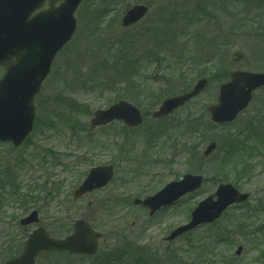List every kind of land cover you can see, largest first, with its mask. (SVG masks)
Listing matches in <instances>:
<instances>
[{
	"label": "rangeland",
	"instance_id": "1",
	"mask_svg": "<svg viewBox=\"0 0 264 264\" xmlns=\"http://www.w3.org/2000/svg\"><path fill=\"white\" fill-rule=\"evenodd\" d=\"M136 3L147 5L149 13L125 28L121 17ZM75 17L76 32L56 55L34 99L33 132L19 147L0 142V261L19 251L35 227L64 236L75 220L85 219L103 234L94 255H41L36 264H139L138 253L150 257L146 264H263L264 87L231 123L213 124L206 107L216 102L229 71H264V0H84ZM3 72L0 67V76ZM74 77L82 78L71 84L69 94L80 100L77 108L50 101L56 87ZM108 77L117 79L113 88ZM202 77L208 82L197 97L168 117L151 118L164 98ZM101 81L104 88L96 89ZM117 97L135 100L144 114L142 124L129 130L121 122L91 128L92 112ZM190 121L200 125L203 137L187 130ZM95 135L108 140L107 146L78 143ZM210 141L217 147L203 161ZM224 155L230 167L222 163ZM110 163L112 181L74 200L73 190L88 169ZM185 172L201 174L203 184L173 206L149 216L133 204ZM220 179L250 198L230 206L213 225L164 241ZM31 194L39 202L23 208L19 202ZM33 209L38 223L21 226L19 220ZM238 246L241 252L235 254ZM166 249L170 254L158 258ZM119 253L126 260L110 261Z\"/></svg>",
	"mask_w": 264,
	"mask_h": 264
},
{
	"label": "water",
	"instance_id": "2",
	"mask_svg": "<svg viewBox=\"0 0 264 264\" xmlns=\"http://www.w3.org/2000/svg\"><path fill=\"white\" fill-rule=\"evenodd\" d=\"M46 0H0V65L5 68L0 77V141L20 145L31 132L35 117L34 96L50 72L58 51L70 40L76 29L74 13L82 0H48L49 6L41 9ZM59 1L58 5H55ZM148 8L135 4L124 13L121 23L127 27L145 16ZM206 79H198L186 92L165 98L151 113L152 118L164 117L198 95L206 86ZM264 85V72L234 70L229 80L219 86L217 102L207 107L211 120L224 123L234 120L251 99L252 92ZM123 121L128 127L142 122L141 111L126 100H118L106 108L96 109L90 119L92 127L112 121ZM215 143L202 152L208 156ZM113 166L99 165L89 169L86 177L73 191V199L91 193L108 184ZM202 176L186 173L181 179L170 181L156 193L133 203L146 207L149 215L161 207L172 205L182 195L198 189ZM248 193L239 192L230 183L218 184L216 190L201 200L192 210L187 223L173 229L165 238L171 241L200 224L216 220L233 203L245 201ZM38 221L36 211L20 220L21 225ZM101 233L94 231L83 219L72 224V232L61 239L52 238L44 228L32 230L24 242L19 256L1 264H34L42 251H67L69 254H93ZM238 247L236 253H239Z\"/></svg>",
	"mask_w": 264,
	"mask_h": 264
},
{
	"label": "trees",
	"instance_id": "3",
	"mask_svg": "<svg viewBox=\"0 0 264 264\" xmlns=\"http://www.w3.org/2000/svg\"><path fill=\"white\" fill-rule=\"evenodd\" d=\"M109 1V0H108ZM101 67V69H103V70H105L107 67H105V66H100ZM192 78H193V76H191ZM190 77V78H191ZM96 78V77H95ZM109 78V77H108ZM191 78V79H192ZM80 79L82 80V78L80 77H74V79H73V81H72V83H70L67 79L65 80L64 79V81H65V83H64V85H63V87H62V85H59L58 86V84L56 85V86H58V87H56V90H55V96L54 97H52V98H50V101H52V102H57V103H60L61 104V107H65V105L67 106V107H69L70 109H75V108H77V106L80 104L79 102H80V100L79 99H76L75 97H72V98H70V96H69V94H70V92H71V90H73L72 88H74L71 84H75V85H77V82L80 84ZM128 79H131V77H128ZM128 79H126V81L128 80ZM107 81H110V83L109 84H113V86H112V88L115 86V84L117 83V79H115V78H109V79H106ZM89 81H91L90 83H92V84H94V80L92 79V78H90L89 79ZM93 81V82H92ZM125 81V82H126ZM104 82L103 81H101L99 84L97 83V85H96V89H99V88H104V86L103 85H101V84H103ZM189 82H187L186 84H183L184 86H186V85H189L188 84ZM132 87H134V86H132ZM188 87H185L184 89L182 88L181 89V91H184V90H186ZM70 90V91H69ZM118 99H121L120 97H117L116 99H113V100H110L109 102H112V101H114V100H118ZM133 101V103L134 104H136V102H135V100H132ZM137 105V104H136ZM138 106V105H137ZM36 123H37V119H36ZM36 123H35V125H36ZM68 124H70L72 127H73V129H74V126H75V121L74 120H70V121H68ZM200 125H198V124H192V121H190L189 123H188V125L186 126V128H187V130H192L191 131V133L192 134H194V135H198V137L199 136H201V137H203V133H202V131L200 130V127H199ZM123 127V129H125V130H129L127 127H125V126H122ZM104 128V127H103ZM187 133V132H186ZM103 138H99L98 137V135H95L94 137H91V136H87V138L85 137V140H83L82 141V143L81 142H78L79 144H83L84 142H89V143H94V146H95V148H101V147H104L105 145L107 146V141H105V140H102ZM79 144L77 145V147L78 148H82V147H80L79 146ZM106 148V147H105ZM222 163L223 164H225V165H227V167H230L229 165H231V164H233V163H231V161H230V157L229 156H225L224 155V159H223V161H222ZM226 170V169H225ZM9 175L8 176H6V180H8L9 179ZM223 179V178H222ZM222 179H220V181L222 180ZM223 181V180H222ZM36 198V196L35 195H30L28 198H27V196H25V197H23L22 198V200L19 202V204L23 207V208H26V207H28L29 208V206H31V205H36L37 204V202H39V200H37V199H35ZM50 230H52V229H50ZM50 232V234L51 235H53V236H56V237H61V235H59V233H57L56 231H49ZM1 247H3V246H1ZM19 247V246H18ZM18 252V249H16V250H14V251H10V252H7L6 254H5V256L4 257H6V258H9V257H12L13 255H15L16 253ZM170 253H168L167 252V249L165 250V251H163V252H161V255H159L158 256V258H163L164 256H167V255H169ZM41 255H55V256H58V257H60V258H68V257H70V256H72V255H69V254H67L66 252H55V251H47V252H44V253H42ZM3 257V258H4ZM126 257H127V255L126 254H124V253H119V254H117V255H114V256H111L110 257V261H114V260H122V261H124V260H126ZM138 257H139V260H140V262H139V264H146V262L148 263L149 262V260H150V257L149 258H147V256L145 257V256H143L142 257V253H138ZM5 258V259H6ZM157 258V259H158ZM109 259V258H108ZM107 259V260H108ZM157 259H154V260H157ZM54 264H59V263H54ZM106 264H108V263H106Z\"/></svg>",
	"mask_w": 264,
	"mask_h": 264
}]
</instances>
